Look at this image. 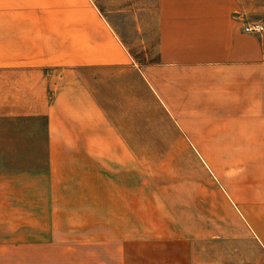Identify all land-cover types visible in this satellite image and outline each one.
<instances>
[{"label": "crops", "instance_id": "1", "mask_svg": "<svg viewBox=\"0 0 264 264\" xmlns=\"http://www.w3.org/2000/svg\"><path fill=\"white\" fill-rule=\"evenodd\" d=\"M41 1L0 0V127L45 121L40 174L81 201V233L124 253L101 264H264V193L219 211L166 198L156 213L134 191L136 152L187 150L161 138L173 122L217 131L207 150L264 152V33L243 31L264 25V0H153L125 40L91 1Z\"/></svg>", "mask_w": 264, "mask_h": 264}, {"label": "rangeland", "instance_id": "2", "mask_svg": "<svg viewBox=\"0 0 264 264\" xmlns=\"http://www.w3.org/2000/svg\"><path fill=\"white\" fill-rule=\"evenodd\" d=\"M88 1L122 33L123 40L127 34L137 38L134 23L153 5V0ZM41 2L38 0V6ZM65 5L74 4L70 0ZM252 24L263 26L264 33V25L258 21L245 23L243 31ZM131 52L139 63L156 59L151 50L141 46ZM53 70L54 78L61 74V69ZM59 82L58 78L54 80L55 85ZM177 122L161 138L182 143L187 150L135 153V207H148L150 203L157 213L156 206L166 198L174 199L182 208L188 203L193 210L212 207L219 211L227 205L238 207L239 202L252 206L255 195L264 193V152L207 150L223 147L211 142L222 140L217 131L184 129ZM1 126L0 264H101L110 255L112 262L115 255H124L119 248L95 245V233H81V216L76 210L81 208V201L52 190L40 174L48 169L45 121L17 120L15 126ZM8 151L7 161L2 156ZM53 208L59 210L52 214ZM138 234L152 239L150 236L156 233Z\"/></svg>", "mask_w": 264, "mask_h": 264}, {"label": "built area", "instance_id": "3", "mask_svg": "<svg viewBox=\"0 0 264 264\" xmlns=\"http://www.w3.org/2000/svg\"><path fill=\"white\" fill-rule=\"evenodd\" d=\"M244 31H246L248 33H259V34H261L263 32V26H261L259 24H252L248 27H245Z\"/></svg>", "mask_w": 264, "mask_h": 264}]
</instances>
